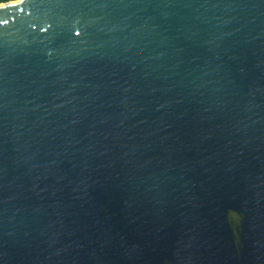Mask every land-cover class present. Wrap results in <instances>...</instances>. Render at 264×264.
I'll use <instances>...</instances> for the list:
<instances>
[{
	"label": "water",
	"instance_id": "obj_1",
	"mask_svg": "<svg viewBox=\"0 0 264 264\" xmlns=\"http://www.w3.org/2000/svg\"><path fill=\"white\" fill-rule=\"evenodd\" d=\"M0 264H264V0L0 3Z\"/></svg>",
	"mask_w": 264,
	"mask_h": 264
},
{
	"label": "trees",
	"instance_id": "obj_2",
	"mask_svg": "<svg viewBox=\"0 0 264 264\" xmlns=\"http://www.w3.org/2000/svg\"><path fill=\"white\" fill-rule=\"evenodd\" d=\"M10 1H15V0H4L3 3H5V2H10Z\"/></svg>",
	"mask_w": 264,
	"mask_h": 264
},
{
	"label": "clouds",
	"instance_id": "obj_3",
	"mask_svg": "<svg viewBox=\"0 0 264 264\" xmlns=\"http://www.w3.org/2000/svg\"><path fill=\"white\" fill-rule=\"evenodd\" d=\"M4 2V0H0V3H3Z\"/></svg>",
	"mask_w": 264,
	"mask_h": 264
}]
</instances>
